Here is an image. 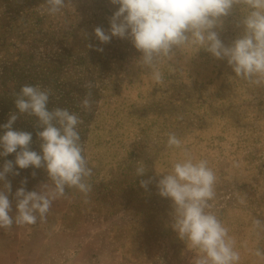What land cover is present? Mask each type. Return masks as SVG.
<instances>
[{
	"label": "rangeland",
	"instance_id": "1",
	"mask_svg": "<svg viewBox=\"0 0 264 264\" xmlns=\"http://www.w3.org/2000/svg\"><path fill=\"white\" fill-rule=\"evenodd\" d=\"M44 8V0H0V125L18 113L16 94L26 84L51 89L49 110L66 108L83 120L78 130L93 169L92 190L85 196L66 189L59 198L68 212L65 225L108 218L114 222L110 241L130 262L146 264L159 255L191 264L195 252L178 237L172 202L157 187L186 151L208 160L216 173L210 210L235 239L240 264H264L255 254L264 252V223H253L264 222V87L240 80L225 59L204 49L175 50L160 66L163 83H154L130 39L101 43L95 36L96 27L109 33L118 9L110 0H70L54 16ZM247 12L239 4L221 17L215 30L226 46L243 35ZM89 82L93 103L86 111L81 101ZM37 119L18 114L13 128L32 133L30 148L40 152ZM168 133L182 140L181 148L167 147ZM6 160L14 162L15 154L0 157V170ZM141 165L146 172L137 175ZM14 171L19 175H6L13 209L21 181L27 180V191L47 182L43 169L14 165Z\"/></svg>",
	"mask_w": 264,
	"mask_h": 264
},
{
	"label": "clouds",
	"instance_id": "2",
	"mask_svg": "<svg viewBox=\"0 0 264 264\" xmlns=\"http://www.w3.org/2000/svg\"><path fill=\"white\" fill-rule=\"evenodd\" d=\"M118 9L110 17L109 33L101 27L94 34L101 43L112 37L130 39L142 53L138 64L150 69L154 83H163L161 65L175 56V50L204 49L217 59H225L235 76L249 85L264 87V0H110ZM44 12L48 15L61 13L69 3L66 0H44ZM242 4L247 15L241 23L244 33L226 46L215 30L228 16L234 5ZM92 47V45H88ZM97 51H103L98 48ZM89 91L81 101V107L91 111L92 83L85 85ZM51 89L39 85H23L16 94L15 107L6 123L0 125V157L15 154L14 162L6 160L0 170V229L34 225L44 222L53 201L64 197L66 189H77L85 196L92 190L89 179L93 169L84 155L85 149L78 130L83 120L66 108L48 109ZM18 114L35 116L40 140V152L30 148L32 133L14 130ZM167 147L181 148L182 140L175 133H168ZM19 149V150H18ZM19 169H43L47 182L37 190L27 191L22 186L15 192V214L9 199L11 183L6 175ZM146 172L145 166L136 168L137 175ZM35 172L32 173L35 176ZM217 176L206 159H194L185 151V157L173 163L157 183L159 195L172 202L173 228L187 247L195 252L191 264H240L235 239L229 229L210 209L215 199ZM149 180H142L147 188ZM259 227V219L253 221ZM257 256H264L259 250Z\"/></svg>",
	"mask_w": 264,
	"mask_h": 264
},
{
	"label": "crops",
	"instance_id": "3",
	"mask_svg": "<svg viewBox=\"0 0 264 264\" xmlns=\"http://www.w3.org/2000/svg\"><path fill=\"white\" fill-rule=\"evenodd\" d=\"M67 214L57 199L44 222L0 229V264H134L112 245L111 219L88 217L69 228ZM146 264L188 263L158 255Z\"/></svg>",
	"mask_w": 264,
	"mask_h": 264
}]
</instances>
